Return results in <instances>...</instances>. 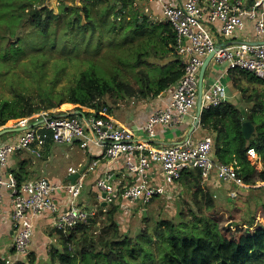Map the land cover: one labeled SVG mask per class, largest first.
Returning <instances> with one entry per match:
<instances>
[{"label":"built area","instance_id":"2783aa9c","mask_svg":"<svg viewBox=\"0 0 264 264\" xmlns=\"http://www.w3.org/2000/svg\"><path fill=\"white\" fill-rule=\"evenodd\" d=\"M161 6L162 21L170 26L175 49L183 59V75L172 90L171 103L154 112L147 124L133 129L120 124L107 108H82L74 113L49 115L40 112L21 119L17 127H26L17 137L0 142V225L8 202L9 221L13 231L14 256L6 264L26 259L35 231V219L50 214L52 228L67 230L87 223L98 208H106L122 199L126 210L150 203L154 197L173 196L172 187L183 173L201 169L206 180L213 173L225 184L246 187L244 179L232 164L219 162L213 155V137L187 138L172 145L151 143L157 137V125H177L190 115L197 104L199 75L205 59L224 65L226 72L246 71L264 80V17L257 8L264 0H149ZM254 22V36L245 38L247 21ZM243 36H242V35ZM226 87L216 81L204 91L202 112L225 102ZM196 120V115L194 116ZM7 129L0 127V131ZM144 134V138L138 134ZM69 145L83 150L97 148L99 157L89 165L69 168L74 181L55 184L46 178L28 179L19 183L16 174L6 173L10 157L26 152L41 158L53 145ZM254 151L250 149L249 152ZM102 160H120L125 172L133 176L132 184H123L112 170L96 181L99 193L94 210L80 205L87 176L95 172ZM154 164L162 168V182L157 185L151 174ZM125 173V174H126ZM64 195L58 202L56 196ZM106 203L105 206H102Z\"/></svg>","mask_w":264,"mask_h":264},{"label":"rangeland","instance_id":"374dc122","mask_svg":"<svg viewBox=\"0 0 264 264\" xmlns=\"http://www.w3.org/2000/svg\"><path fill=\"white\" fill-rule=\"evenodd\" d=\"M79 1L48 0L51 9L60 18L52 23L49 33L44 34L40 29L31 27V23L25 19L29 17L28 11L31 9L30 5L24 7L27 0H0V100H14L24 96L40 106L50 101L62 102L60 108L41 111L57 115L74 108L75 105L66 101L70 90L77 85L85 70H92L106 79H112L113 74L120 73L119 78L128 81L135 88L139 87L137 75L139 76L141 70L152 72L156 79L168 73V69L149 68L145 65L136 69L138 59L143 53H146V56L151 53L148 58L143 59L154 63L158 62V59L155 60L152 52L155 54L158 50H165L167 43L162 35L161 26L147 21L138 23L134 12L130 13L132 20L127 21L124 17L120 21L115 14L117 10L113 8L115 2L112 0H84L86 4H90L87 19L85 12L78 9L83 7ZM66 4L72 7V10L67 12L70 16L68 18L67 14L63 15L66 12L64 6ZM23 11L27 14H23ZM80 16L83 19L81 26L68 24L70 20L75 23ZM170 42L168 40L169 44ZM171 46L173 47L172 43ZM236 75L240 80L239 86L244 92L246 90V95L242 94L243 104L251 109L254 103L253 100L248 103L249 96L263 93L264 84L252 82L240 72ZM118 118L124 117L118 114ZM20 134L21 132L6 133L0 136V142ZM62 148L58 152L62 158V172H66L70 165L78 164L79 156L75 157L78 151H71L69 145ZM66 150L74 155L68 160L63 156ZM47 176L52 179L50 175ZM231 188L228 192L230 195L225 194L216 198L215 209L203 211L199 216L203 214L213 218L224 236L238 240L252 219H255L254 224L264 219V188L262 186L251 188L248 193L239 194L237 198H232L231 192L238 189L235 186ZM167 202L161 204L162 206L157 202H151L147 208L138 203L133 210L127 211L123 218L117 216V219L122 220L120 234L128 231L130 238L135 239L144 235L146 231L152 236L151 243L143 241L141 243L158 261L162 256L163 247L154 234L158 224L161 221H171L177 228H182L184 235H188L186 231L190 228L189 225L197 221L189 213L183 198L174 200L172 206ZM8 206L7 202L5 210ZM144 216L148 221L144 220ZM98 221V224L95 223L88 229L85 241L95 239L100 243L102 236L107 240L114 237L110 221L104 214L101 216L99 214ZM46 233L51 236L52 241L46 243L45 249L50 251L55 245L62 251L64 247L59 243V237L53 234V229ZM4 240V236L0 237V242ZM99 243L98 249L102 247ZM133 244L136 246L137 241ZM40 257L39 261L45 263L43 255ZM57 264L63 263L57 261Z\"/></svg>","mask_w":264,"mask_h":264},{"label":"trees","instance_id":"16d2710c","mask_svg":"<svg viewBox=\"0 0 264 264\" xmlns=\"http://www.w3.org/2000/svg\"><path fill=\"white\" fill-rule=\"evenodd\" d=\"M115 2L113 8L118 19L122 21L124 17L121 15L130 5L129 0H112ZM83 4L82 8H78L85 12L86 18H89V6L84 0H80ZM31 6L28 11L29 17L25 18L31 23V27L40 29L44 34L49 33L52 23L60 18L51 9L48 0H27L24 7ZM33 6H35L33 8ZM65 14L72 10L68 4ZM112 7V6H111ZM27 12L23 11V14ZM70 17L67 14V18ZM142 17H137V22H141ZM82 17L78 18L74 23L72 20L68 22L71 26H81ZM132 20V19H131ZM88 24V23H85ZM163 34L169 33V38L175 37L170 26L165 25L162 30ZM157 53V52H156ZM155 53V54H156ZM152 54H154L152 52ZM151 55V53H150ZM146 53L140 55L136 69L141 65L149 68L159 67L152 64L148 60ZM232 72V71H231ZM235 72V71H233ZM242 75L248 77L252 82L264 84V80H260L250 72L238 71ZM120 73L113 74L112 79L100 77L92 70L82 72L77 85L70 90L68 100L66 102L75 105L73 109L63 111L64 113H74L81 111L82 108H93L101 110L107 108L111 113V103L117 104L120 101L139 98L157 97L164 91H169L182 77L183 69L168 72L159 79L152 76V72L141 70L137 75L138 88L132 86L128 81L120 79ZM239 78L236 75L234 85L239 86ZM244 95L246 90L241 89ZM264 90L261 94L249 96L248 103L253 100V107L246 111L245 109L235 108L229 103H223L218 107L203 110L201 114V127L209 132L213 137V155L219 162L226 164H234L239 175L244 179L245 184H251L256 169L252 166L247 158L248 151L253 149L261 158L264 167ZM255 98V99H254ZM62 102L54 103L50 101L44 106L34 104L31 99L20 96L14 100H0V127L5 126L7 129L15 128L18 122L26 117H31L40 113L43 109L60 108ZM251 122L254 126V132L250 136H246L243 132V124ZM216 134V136H215ZM214 135V136H213ZM232 140V142H230ZM233 144V145H232ZM234 146V149H233ZM230 152V156L227 153ZM22 152L18 153L21 155ZM229 154V153H228ZM21 170L16 171V177L21 184L25 181L27 173ZM183 178V179H182ZM259 178L264 181V169L259 172ZM208 179V178H207ZM206 179V180H207ZM187 186L190 198L184 199L189 213L197 220L189 225L187 234L182 228H177L171 221H161L154 234L161 243L162 256L160 261L156 260L153 253L145 249L141 243L152 242L150 235L145 231L144 235H140L135 239H131L128 231L120 234L121 221L117 219L120 215L125 216V203L122 199H117L108 206L106 212L103 208H98L87 223L79 224L75 228L67 230H58L53 228V234L59 237V243L63 245V250H59L53 245L44 257L45 263H41V257L34 251L29 250L26 259H20L16 264H57L60 261L63 264H264V228L251 231L254 219L249 222L247 230L238 240L229 239L224 236L217 224L211 217L200 215L203 211H209L216 208V200L212 194L210 187L202 186L205 180L201 169H190L183 173L181 179ZM99 191H97V194ZM154 199V198H153ZM153 199L151 202H153ZM150 202V203H151ZM148 204L144 206L147 208ZM9 208H6L7 211ZM123 212V213H122ZM99 214L105 215L110 221V228L114 231L112 239H105L103 236L99 241L92 239L90 242L85 241L88 235V229L91 225L99 223ZM145 214V213H144ZM144 220L148 218L144 216ZM35 234L33 235V238ZM134 241H137L134 246ZM101 248L98 249V244ZM15 250L12 248V255ZM7 257H0V264H6Z\"/></svg>","mask_w":264,"mask_h":264},{"label":"crops","instance_id":"0c3cea01","mask_svg":"<svg viewBox=\"0 0 264 264\" xmlns=\"http://www.w3.org/2000/svg\"><path fill=\"white\" fill-rule=\"evenodd\" d=\"M130 5L128 8L124 11V13L121 15L122 17H126L127 21H130L132 19L131 12H134L137 17H142L141 22H150L155 25L161 26L162 30L165 27V23L162 21L163 17V11L159 4L150 2L149 0H129ZM258 14L264 17V6L257 8ZM254 22L247 21L244 35L242 36L245 38L252 39L254 36ZM163 37L165 39V42L167 43L165 46V50L167 51H157L156 54H152L155 57V60L158 59V62H154L152 64H157L158 68H165L168 69V72H173L179 69H183V59L182 57L177 53L176 49L174 48V41L169 38V33L163 34ZM168 40L171 41L170 44L168 43ZM171 43L173 47L171 46ZM238 74V71L235 72H226L225 66H219L216 65L213 61H211L210 65L208 66L205 77H204V91L207 90L212 83L219 81L223 83L226 87V99L224 103H229L235 108H242L248 111L250 108L248 106L243 104V92L241 89L236 88L234 85V78ZM240 84V80L238 81ZM175 86V85H174ZM174 86L169 91H164L157 97H148V98H139L134 97L131 99L120 101L117 104H113L110 101V105L112 108V116L116 118V120L130 128L139 129L147 122L149 121L151 115L160 109H165L169 106L171 103V96H172V90ZM244 95V94H243ZM197 112V106L194 108V110L191 111L190 115L187 116L184 121L177 125H157L155 127L157 137L155 140H153L151 143L156 145H172L179 142H182L183 140L187 138H193V139H201L203 136H206L207 134H210L206 130H204L201 127V124L197 125L194 130L193 127L195 126V119L194 116ZM118 114L122 115L124 118L120 119L118 118ZM254 132V126L252 125V131L248 136L253 134ZM212 135V134H211ZM139 137L144 138V134H138ZM214 136V135H213ZM216 136V134H215ZM232 142V140H230ZM233 145V144H232ZM65 145H53L49 147L45 153L44 156L41 158L34 157L33 155L22 152L20 154H16L10 157L9 163L7 168L4 170L6 173L13 172L21 170L22 168L26 173L25 180L28 179H40V178H46L50 180L51 182L55 184H66L69 181H74L77 176L76 175H69V168L70 167H76L79 164H84L85 166L89 165V163L92 162V160L97 159L99 157V150L97 148H90L89 150H83L79 147L71 148V151H78L75 154V157L79 156L78 164L70 165L68 170L66 172H62V158L59 150L63 149L62 147ZM234 149V146H233ZM66 150V154L62 155L64 156L65 160H68L69 158L73 157L70 153V151ZM250 151V150H249ZM247 154V158L249 162L252 164V166L256 169V172L254 173L253 179L251 181V184L246 185V187H236L238 190L235 192H231L232 198L239 197V194L242 195L244 193H248L251 188H264V181H262L259 178V172H261L263 167L262 158L255 152L251 151ZM229 153V154H228ZM227 153V156H230V152ZM234 166V164L232 163ZM112 170L114 173V176L123 182V184H132V181H135L132 175L127 174L125 172V169L123 167V164L120 160L115 162H107L106 160H102L98 168L95 170V172L90 173L85 182V188L82 194V197L80 198V205L85 207L88 210H94V207L96 206V197H97V191L98 188L96 186L97 179L107 170ZM151 174L153 176V179L157 185H160L162 182V168L159 164H154L151 168ZM126 173V174H125ZM48 175L52 179L48 178ZM183 179V178H182ZM257 185V186H255ZM202 186L204 188L210 187V190L212 194H214V198L218 199L220 196H224L225 194L230 195L228 193L232 188L234 187L229 184H225L221 182L219 179H217L215 173H213L207 180H204L202 183ZM173 190V196H171L170 199H166L165 197L159 196L154 197L153 202H157L159 206L161 204H164L165 201H168L167 204L171 205L174 203V200L177 198L180 199H188L190 198L187 186L184 185V182L180 180L177 184H175L172 187ZM233 194V195H232ZM238 194V195H237ZM64 195L56 196V199L58 202L64 201ZM172 200V203L170 201ZM189 200V199H188ZM217 201V200H216ZM9 205V204H8ZM126 205H124L125 207ZM162 206V205H161ZM8 210L4 212L2 218H1V225H0V237L4 236L5 240L0 242V254L2 257H9L12 255V241H13V231L12 226L9 221V213H10V206H8ZM103 208V207H102ZM108 207L103 208V212H106ZM127 208H125L126 210ZM136 209V208H135ZM264 209V205H263ZM98 212V211H97ZM123 213V212H122ZM255 220V219H254ZM53 224V216L50 214H45L42 216H39L35 219V237L32 239L31 243V251H34L39 256L45 255L48 253V251L45 249V245L47 242L52 241L51 236H49L46 231L52 228ZM249 225V224H247ZM254 227V228H253ZM260 228H264V219H260V221L252 224L251 230L256 231ZM48 235V236H47Z\"/></svg>","mask_w":264,"mask_h":264},{"label":"water","instance_id":"95a60500","mask_svg":"<svg viewBox=\"0 0 264 264\" xmlns=\"http://www.w3.org/2000/svg\"><path fill=\"white\" fill-rule=\"evenodd\" d=\"M214 52L211 53L204 61L202 67H201V71H200V75H199V89H198V98H197V112H196V121H195V126L193 127L192 130H194V128L200 124L201 122V114H202V101H203V94H204V77H205V73L206 70L208 68V66L210 65L212 58L214 56ZM26 129V127H17V128H8V129H4L0 131V136L6 134V133H11V132H21L24 131ZM252 131V124L251 122L247 121L243 124V132L246 136H248L250 134V132ZM106 203H103L102 206H105ZM145 216L147 215V210H145Z\"/></svg>","mask_w":264,"mask_h":264}]
</instances>
